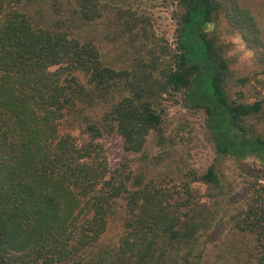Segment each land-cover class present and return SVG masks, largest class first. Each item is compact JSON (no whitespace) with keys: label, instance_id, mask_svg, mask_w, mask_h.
I'll use <instances>...</instances> for the list:
<instances>
[{"label":"trees","instance_id":"obj_1","mask_svg":"<svg viewBox=\"0 0 264 264\" xmlns=\"http://www.w3.org/2000/svg\"><path fill=\"white\" fill-rule=\"evenodd\" d=\"M170 1L173 43L114 0H0V264H202L190 259L200 234L224 198L235 201L215 166L191 173L210 185L208 203L190 181L168 186L167 175L146 176L133 159L111 166L99 140L120 135L124 153L143 159L146 137L161 136L155 98L182 91L203 110L217 155L264 164V94L229 98L228 60L206 27L222 11L264 66V13L241 0ZM99 41L128 46L129 67L109 64ZM236 210L234 228L251 243L246 264H264L260 178L245 182ZM118 213L116 246L94 254Z\"/></svg>","mask_w":264,"mask_h":264},{"label":"rangeland","instance_id":"obj_2","mask_svg":"<svg viewBox=\"0 0 264 264\" xmlns=\"http://www.w3.org/2000/svg\"><path fill=\"white\" fill-rule=\"evenodd\" d=\"M241 1L257 18L263 15L264 0ZM114 3L124 8L132 7L144 13L149 17L153 30L158 36H164L170 43L174 42V6L170 0H114ZM206 27L213 30L219 37L224 56L228 60L231 71V77L228 82L226 81L229 98L236 102H249L264 94V66L255 62L252 50L245 45L234 26L228 23L224 13L218 11L216 18ZM95 29L97 30L93 33L102 39L104 32L101 33V27L98 26ZM99 47L103 57L110 62L109 64L116 68L125 67L128 64L131 56L128 46L125 48L120 43L104 44L99 41ZM155 102V107L162 117L161 136L154 131L146 137L145 155L139 160L135 155L127 156L124 153L122 136L117 134L105 136L99 141L104 147L109 164L114 166L126 158L133 159L132 164L138 165V169L139 164L140 167L146 168V176L153 175L159 179L167 175L168 180L170 179L168 186L171 187L172 183L177 185L181 181L188 180L195 190L196 197L207 202L211 198L210 185L194 179L191 173L199 174L213 164L220 177L222 191L227 197H235V201L230 197L228 200L224 198V203L218 208L216 218L211 221L207 232L200 234L190 259H197L202 264H246V250L251 243L247 242L248 245L243 243L245 239L241 238L234 228L232 216L237 212L236 205L245 182L259 178L264 182L262 159L258 156L235 159L227 155H217L205 125L203 110L188 106L182 91L162 94L155 98ZM71 133L78 142L88 138L78 128L71 129ZM181 173L186 176L182 178ZM121 230L122 215L118 213L109 220L104 232L92 248L93 253L98 254L104 248H114ZM101 256L107 260L108 255L102 253Z\"/></svg>","mask_w":264,"mask_h":264}]
</instances>
